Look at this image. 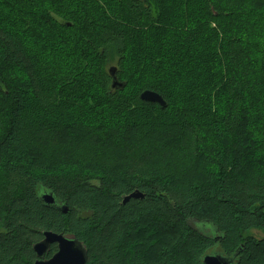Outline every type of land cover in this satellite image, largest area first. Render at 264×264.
Instances as JSON below:
<instances>
[{"label":"trees","instance_id":"16d2710c","mask_svg":"<svg viewBox=\"0 0 264 264\" xmlns=\"http://www.w3.org/2000/svg\"><path fill=\"white\" fill-rule=\"evenodd\" d=\"M237 1L193 0L191 7L201 15L187 13L179 29L165 18L162 0H117L119 11L106 15V24L85 11L82 4L89 8L90 0L78 5L68 0H0V264H34L33 246L48 230L82 241L88 249L87 264H203L205 254L216 249L232 255L241 245L239 264H264V235L248 233L264 231V173L258 171L248 180L237 174L241 142L264 124V78L258 77H264V59L259 60L264 57L256 58L264 45L256 37H264V4L255 11L247 8L255 0H240L239 6ZM61 12L72 19L62 23L55 16ZM216 27L226 35L222 58L206 34ZM59 29L65 30L64 38L58 36ZM28 41L50 50L49 62L41 66ZM135 45L136 53H131ZM115 56L124 88L112 87L109 67ZM191 58L193 77L181 74ZM68 59V70H61ZM212 65L222 81H208ZM135 72L141 82L156 75L155 84L141 83L128 94L132 83L139 82ZM94 78L113 108L110 118L102 116L101 122L123 136L153 128L159 115L177 134L195 130L194 113L208 120L222 161L217 177H210L198 191L148 174L124 182L37 171L32 132L60 127L55 133H61L63 116H80V108L97 110L85 100ZM218 81L226 104L220 111L210 110L217 93L211 95L210 90ZM146 89L160 93L168 105L142 100ZM153 146L158 150L164 145ZM45 189L66 201L69 211L45 205L40 198ZM136 189L145 197L124 203L125 195ZM150 229L166 238L148 262L146 254L152 250H142L141 240ZM57 250L53 244L46 257Z\"/></svg>","mask_w":264,"mask_h":264},{"label":"rangeland","instance_id":"374dc122","mask_svg":"<svg viewBox=\"0 0 264 264\" xmlns=\"http://www.w3.org/2000/svg\"><path fill=\"white\" fill-rule=\"evenodd\" d=\"M74 1L75 5L80 3V0H68ZM84 1V0H83ZM92 1L88 8L84 4L86 12L90 11V15H93L99 19L102 24L107 23L106 15L114 16L118 13L119 8L117 0H90ZM193 0H162V6L164 15L167 21L171 24H175L179 29H183L186 23V15H201L194 12L192 6ZM229 0H223L227 3ZM240 0L237 1L238 6ZM236 2V0H235ZM253 5L247 8L253 7L255 11L262 10L264 0H255ZM67 2H65L66 4ZM226 6V5H225ZM247 6V4H246ZM62 10V9H61ZM58 15V16H57ZM55 15L62 23H67V19H72L70 16L63 15V12ZM124 18V16H123ZM164 18V21L166 19ZM120 19V18H119ZM73 24V23H69ZM207 27V26H206ZM151 27H147L145 32ZM218 29V30H217ZM58 36L64 38L66 36L65 30H57ZM207 38L211 39L212 49L218 48L220 58H222L221 45L226 41V35L220 29L216 27L206 33ZM146 35V33H145ZM264 42L263 36H256ZM30 47L31 53L36 56L38 63L42 64L47 61L48 49L39 47L37 43L33 41L27 42ZM199 43L205 45L204 39L199 40ZM152 45V44H149ZM72 45L70 48H74ZM131 53H136V45L132 49ZM152 46H147L150 48ZM206 50V49H205ZM117 55V54H116ZM206 54L202 52L201 58L205 57ZM257 56V57H256ZM256 58L264 57V45L260 48ZM60 57V56H56ZM119 56L114 57L113 65H115L116 59ZM263 59H259L263 62ZM178 62V61H176ZM64 63V61H63ZM128 63V62H127ZM259 63V61H258ZM69 59L64 63L63 66L59 67L61 70H68ZM260 65V64H259ZM128 66L132 68V65L128 63ZM261 67V66H260ZM178 69V68H177ZM194 65L193 59L187 64L184 71L188 75L194 76L193 73ZM98 69H96L97 71ZM134 70V69H132ZM208 70H214V73L208 78L211 80H221L215 74V65L208 67ZM148 73L155 74V70L149 69ZM138 77L139 82L135 80L132 83V88L127 92L132 94L136 92L140 84L151 83L155 84L156 75L149 80L141 82L140 75L136 72L134 74ZM260 79L264 77L259 75ZM89 78V77H88ZM90 79V78H89ZM91 81V85L85 86L87 95L86 102L97 110L80 108L78 113L80 116H63L61 123L64 131L61 133H55L57 129L54 128L50 132L43 131L41 133L32 132L31 148L34 151L35 162L39 163V166L34 168L41 173H58V174H81V175H92V176H104L123 180L124 182H130L137 179L139 176L144 177V174L152 175L153 177L159 178L161 181H169L173 184H182L187 187H193L198 191H202L207 180L211 177L214 179L220 171L222 161L216 155V149L213 146L215 135L211 131L208 120H204L199 114L194 113L195 118V130L191 133H184L170 124H165L164 120L158 116L159 123L151 129H141L140 133L134 137L123 136L122 133H118L114 130L106 128L105 124L101 122V117H109L113 108L108 107L105 103L104 97L100 94L98 81L95 78ZM222 81V80H221ZM214 82V88L210 90L211 95L216 93L215 98H211V103L208 109H216L220 111L221 104H226V96L224 94L225 89L220 88L221 84ZM211 88V87H210ZM99 112L102 115H99ZM121 121L118 120L116 122ZM260 128L252 130L247 134V139L243 140L239 146V154L241 157V166L237 171L238 176L246 178L247 180L252 177V174L257 172L264 173V124H261ZM30 135V134H29ZM162 143L164 146L161 149L155 150L154 144ZM149 144L146 149L144 145ZM161 147V146H160ZM152 150L154 152H152ZM127 171L133 174H127ZM255 174V175H256ZM98 180L95 179L94 183ZM4 227L0 223V231H3ZM155 232L151 229L145 233L141 240V249L144 250L146 247L152 250L149 254H146V260L151 262L153 256L160 249L161 242L165 241L164 237L159 235H153ZM158 233V232H157ZM251 235L262 237L264 231L252 229L248 232ZM141 234V233H140ZM140 234H135V238L140 237ZM245 235V234H244ZM157 237L156 241L153 239ZM228 245L230 246L229 242ZM218 248V247H217ZM239 248V247H238ZM237 248V249H238ZM221 249V247H220ZM236 249V250H237ZM216 250V249H215ZM235 250V252H236ZM218 251V250H217ZM143 252V251H142ZM240 258V254L238 255ZM154 260V259H153Z\"/></svg>","mask_w":264,"mask_h":264},{"label":"water","instance_id":"95a60500","mask_svg":"<svg viewBox=\"0 0 264 264\" xmlns=\"http://www.w3.org/2000/svg\"><path fill=\"white\" fill-rule=\"evenodd\" d=\"M117 65L109 67V73L112 77L113 88H124L126 82L121 81L117 74ZM140 98L144 101L158 103L162 107H166L168 102L158 92L146 89L140 94ZM145 194L136 189L132 193L125 195L124 203L131 198H143ZM42 202L52 208L58 209L64 213L69 211V204L59 198L53 190L45 189L41 194ZM53 244H57L58 250L50 257L46 254L50 251ZM33 249L37 255L34 264H87L88 263V249L76 236L72 234H65L63 232L44 231L43 239L36 242ZM244 250L241 245L232 255H225L222 252L213 250L204 255L202 258L203 264H239V254Z\"/></svg>","mask_w":264,"mask_h":264}]
</instances>
